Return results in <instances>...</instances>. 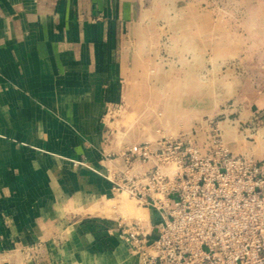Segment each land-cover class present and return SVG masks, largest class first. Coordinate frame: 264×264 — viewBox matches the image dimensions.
Segmentation results:
<instances>
[{"label":"crops","instance_id":"crops-1","mask_svg":"<svg viewBox=\"0 0 264 264\" xmlns=\"http://www.w3.org/2000/svg\"><path fill=\"white\" fill-rule=\"evenodd\" d=\"M137 9L0 0V264H138L99 227L108 171L149 137L110 115L130 108Z\"/></svg>","mask_w":264,"mask_h":264},{"label":"rangeland","instance_id":"rangeland-1","mask_svg":"<svg viewBox=\"0 0 264 264\" xmlns=\"http://www.w3.org/2000/svg\"><path fill=\"white\" fill-rule=\"evenodd\" d=\"M132 1L130 108L111 118L125 113L124 124L149 133L139 144L171 137L203 153L229 149L264 161V0ZM112 199L104 216H149L127 193Z\"/></svg>","mask_w":264,"mask_h":264},{"label":"built area","instance_id":"built-area-1","mask_svg":"<svg viewBox=\"0 0 264 264\" xmlns=\"http://www.w3.org/2000/svg\"><path fill=\"white\" fill-rule=\"evenodd\" d=\"M121 158L107 174L114 195L154 214L102 216L99 227L139 264H264V161L171 137Z\"/></svg>","mask_w":264,"mask_h":264}]
</instances>
